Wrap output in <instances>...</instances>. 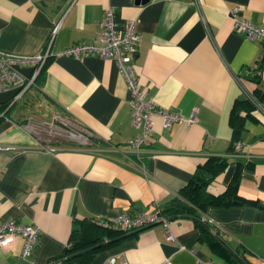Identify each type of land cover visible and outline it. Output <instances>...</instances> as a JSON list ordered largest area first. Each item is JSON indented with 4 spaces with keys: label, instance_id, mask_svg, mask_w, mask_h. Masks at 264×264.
I'll list each match as a JSON object with an SVG mask.
<instances>
[{
    "label": "crops",
    "instance_id": "obj_1",
    "mask_svg": "<svg viewBox=\"0 0 264 264\" xmlns=\"http://www.w3.org/2000/svg\"><path fill=\"white\" fill-rule=\"evenodd\" d=\"M237 4L243 5L239 17L264 25V0H0L1 50L35 54L61 21L40 77L0 118V218L39 227L32 255L21 256L23 238L16 235L0 246V264L49 263L86 218L162 208L209 155L226 157L228 166L208 190L223 191L237 171L238 194L251 201L209 205L200 214L210 221L200 223L242 262L212 249L210 233L180 214L169 217L174 241L154 223L99 250L91 264H112V255L129 264H264V43L234 26L229 11ZM108 5L118 28L138 18L133 64L147 97L185 117L195 114L170 127L152 115L151 143L140 161L129 142L137 132L130 93L115 61L62 53L75 41L95 39ZM259 57L255 82L247 77ZM16 67L24 75L32 69ZM256 89L255 107L245 98ZM13 92L0 91V104ZM236 99L246 100L239 110L244 128L241 149L229 151ZM66 123L85 141L67 139L62 130L74 128Z\"/></svg>",
    "mask_w": 264,
    "mask_h": 264
},
{
    "label": "built area",
    "instance_id": "obj_2",
    "mask_svg": "<svg viewBox=\"0 0 264 264\" xmlns=\"http://www.w3.org/2000/svg\"><path fill=\"white\" fill-rule=\"evenodd\" d=\"M243 5L237 4L230 9V15L234 26L240 29L247 38L258 40L264 43V25L253 23L247 18L239 17L238 12ZM138 18L126 20L122 28L117 27L115 19V7L108 5L105 7L103 16L98 25V31L93 41H75L65 47L62 53L79 57L81 55H98L104 58H111L117 64L119 72L124 76L130 93L129 104L131 107L132 123L137 128L135 136L130 139L131 152L136 155L138 161L141 160L143 148L150 145L153 132L152 115L157 114L162 118V125L170 127L174 122L194 119L193 113L190 117H185L180 112L171 111L166 107L158 106L156 102L147 97L144 88L139 85L137 72L134 68L133 59L137 53V42L140 34L137 30ZM61 21H57L50 29L44 47L35 54L22 55L15 54L0 49V91L13 88L14 92L9 100L0 104V117L8 118L7 110L17 102L21 96L35 83L42 66L51 55V45L60 27ZM208 34L210 30L207 28ZM18 64H30L31 72L28 75L22 74L16 67ZM251 98V95L248 93ZM256 106L260 102H255ZM28 125H32L30 123ZM64 131V130H62ZM68 132L73 136L86 137L82 132ZM42 146V145H40ZM236 151L241 149V142L234 143ZM140 171H144L143 163L136 164ZM98 221L105 226L123 228L127 230L137 229L146 225L161 223L165 228V238L169 241L176 239L170 227V218L162 212L161 208L152 211H137L134 213L128 210L116 215L100 219ZM200 219L204 222L210 220L204 214ZM39 234V227L32 223H21L12 219L0 218V246H7L15 239L16 235L23 238L21 256L32 255ZM182 248L183 245H180ZM112 264H129L125 259H118L117 255L109 258ZM205 264H222L213 259H207Z\"/></svg>",
    "mask_w": 264,
    "mask_h": 264
},
{
    "label": "trees",
    "instance_id": "obj_3",
    "mask_svg": "<svg viewBox=\"0 0 264 264\" xmlns=\"http://www.w3.org/2000/svg\"><path fill=\"white\" fill-rule=\"evenodd\" d=\"M48 61V60H47ZM47 61L42 66L38 76L43 72ZM262 67V57H259L252 63L253 75L248 76L255 82L261 79L260 69ZM251 98L246 96V100L256 107L255 102H260L261 93L256 89L255 93H250ZM244 99V98H243ZM243 99H236L234 107L231 111V124H232V137L228 150H233L234 142L240 139V134L244 128L243 121L245 116L239 113L240 102L246 101ZM247 114V113H246ZM253 114L257 117L258 114ZM1 118V117H0ZM228 166V160L222 155H209L207 159L199 164L193 174L190 176L188 182L180 189L178 196L170 198L165 202L161 208L162 212L168 217L174 215L186 214L192 216L199 225L203 226L200 222V211L206 209L209 205H226L236 202L251 201L238 194V178L237 171H234L231 180L228 182L223 191L214 193L208 190L210 182ZM242 198V200H239ZM81 229L71 231L67 245L62 252L50 259L47 264H91L95 254L108 246L118 243L121 239L137 233L131 232L123 228H115L111 226L102 225L96 218H86L83 221ZM203 228L210 235H206L208 244L212 249L222 252L227 258L235 261L237 254L230 251L229 247L216 235L211 233L205 226ZM85 249V250H84ZM84 250L74 256H69L72 253ZM241 261L240 257L238 258ZM243 261V260H242ZM241 261V262H242ZM238 264H242V263ZM244 264V263H243Z\"/></svg>",
    "mask_w": 264,
    "mask_h": 264
},
{
    "label": "rangeland",
    "instance_id": "obj_4",
    "mask_svg": "<svg viewBox=\"0 0 264 264\" xmlns=\"http://www.w3.org/2000/svg\"><path fill=\"white\" fill-rule=\"evenodd\" d=\"M66 125L67 126H70V127H72V128H74L73 126H71V125H68V123H66ZM68 130H71V131H73V132H75V133H78V131H80V130H77V129H71V128H68ZM68 130H64V133L66 134V138L67 139H70V140H77V141H85L84 140V138L83 137H76V136H73V135H71L69 132H68Z\"/></svg>",
    "mask_w": 264,
    "mask_h": 264
},
{
    "label": "water",
    "instance_id": "obj_5",
    "mask_svg": "<svg viewBox=\"0 0 264 264\" xmlns=\"http://www.w3.org/2000/svg\"><path fill=\"white\" fill-rule=\"evenodd\" d=\"M142 1H146V0H142ZM173 217H175V216H173ZM151 225V224H150ZM146 226H149V225H146ZM146 226H143V227H140V228H137V229H133L132 231H130V233L131 232H134V231H139L140 229H142V228H144V227H146ZM85 250V249H84ZM84 250H80V251H78V252H75V253H72L71 255H69V256H74V255H76V254H78V253H81L82 251H84Z\"/></svg>",
    "mask_w": 264,
    "mask_h": 264
}]
</instances>
